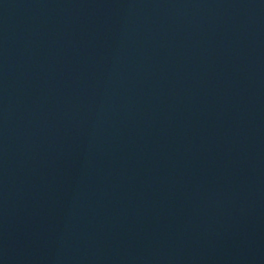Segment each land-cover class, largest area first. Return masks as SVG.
Segmentation results:
<instances>
[{
    "label": "water",
    "instance_id": "95a60500",
    "mask_svg": "<svg viewBox=\"0 0 264 264\" xmlns=\"http://www.w3.org/2000/svg\"><path fill=\"white\" fill-rule=\"evenodd\" d=\"M0 264H264V0H0Z\"/></svg>",
    "mask_w": 264,
    "mask_h": 264
}]
</instances>
